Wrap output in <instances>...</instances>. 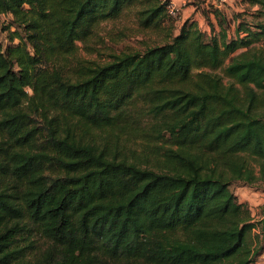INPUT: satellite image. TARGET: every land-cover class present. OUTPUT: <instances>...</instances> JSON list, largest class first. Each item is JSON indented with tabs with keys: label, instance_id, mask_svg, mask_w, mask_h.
Returning a JSON list of instances; mask_svg holds the SVG:
<instances>
[{
	"label": "trees",
	"instance_id": "1",
	"mask_svg": "<svg viewBox=\"0 0 264 264\" xmlns=\"http://www.w3.org/2000/svg\"><path fill=\"white\" fill-rule=\"evenodd\" d=\"M168 1L0 0L11 17L0 264H252L260 253L264 216L231 185L264 184V0H244L258 7L235 37L215 8L209 35L187 18L143 50L79 53L135 8L142 28L161 27ZM130 124L144 140L131 158L97 137Z\"/></svg>",
	"mask_w": 264,
	"mask_h": 264
},
{
	"label": "rangeland",
	"instance_id": "2",
	"mask_svg": "<svg viewBox=\"0 0 264 264\" xmlns=\"http://www.w3.org/2000/svg\"><path fill=\"white\" fill-rule=\"evenodd\" d=\"M164 1L166 0H161V2ZM175 1L180 2L181 0ZM257 7H250L249 3L244 0H189L182 6L181 13L177 17H168V20H165L161 27L155 29L141 27L137 18L139 8H135L115 21H109L101 26L100 32L94 38L95 43L91 41V44L95 45L94 49L96 50L87 48L85 44L79 42V53L86 59L105 60L108 58L109 51L118 52L130 47L143 50L147 45L163 43L168 39V34L178 33L183 20L187 19L184 18L185 12L189 15V18L197 16L200 27L209 35L213 30H219L214 12L215 8L222 10V13H225L227 18L231 20L229 33L235 37L237 21H241L243 18L251 20L252 15L250 13ZM233 16L236 18L235 21ZM10 19V16L0 14V41L4 45L10 42V37L9 33L2 29V26L6 25ZM210 21L216 23L215 29L212 28ZM258 44L264 50V40ZM241 50L239 49L237 52ZM137 120L143 124V119ZM132 125L136 126V122L132 123ZM127 127V130L115 129L102 132L97 137L101 136L99 141L109 144L112 153L131 158L134 153L136 155L141 153L139 148L142 147L144 140L139 135L134 136L129 132L131 124ZM143 128L147 129L148 127L144 125ZM258 185L250 186L239 181L233 182L231 185L239 200L248 203L256 221L264 216V184ZM255 234L259 235V239L255 236V246L259 247L261 245L263 248L256 255L252 264H264V231L261 228V224L255 228Z\"/></svg>",
	"mask_w": 264,
	"mask_h": 264
},
{
	"label": "built area",
	"instance_id": "3",
	"mask_svg": "<svg viewBox=\"0 0 264 264\" xmlns=\"http://www.w3.org/2000/svg\"><path fill=\"white\" fill-rule=\"evenodd\" d=\"M189 0H181L177 2L175 0H169L166 4L168 15L172 18L177 17L182 10V6L186 4Z\"/></svg>",
	"mask_w": 264,
	"mask_h": 264
},
{
	"label": "crops",
	"instance_id": "4",
	"mask_svg": "<svg viewBox=\"0 0 264 264\" xmlns=\"http://www.w3.org/2000/svg\"><path fill=\"white\" fill-rule=\"evenodd\" d=\"M196 13H197V12H196ZM185 14H186V15L184 16V18H189V15H187V13H186V12H185ZM190 18H192V19H196V20L198 19V17H197V16L190 17ZM184 20H185V19H184Z\"/></svg>",
	"mask_w": 264,
	"mask_h": 264
}]
</instances>
